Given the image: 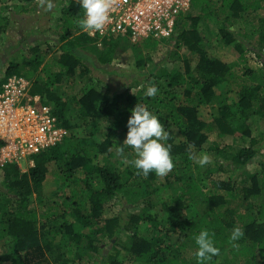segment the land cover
Returning <instances> with one entry per match:
<instances>
[{
	"label": "trees",
	"instance_id": "16d2710c",
	"mask_svg": "<svg viewBox=\"0 0 264 264\" xmlns=\"http://www.w3.org/2000/svg\"><path fill=\"white\" fill-rule=\"evenodd\" d=\"M12 1L0 0V34L9 32L10 37L16 32L23 46L32 33L20 34L16 19L28 17L37 0L10 6ZM214 1L192 0L190 11L178 19L173 45L198 57L196 67L187 64L185 74L162 62L142 73L143 79L125 82L119 93L108 86L100 89L102 81L91 73L96 65L86 53L88 47L104 40L97 64L111 67L120 44L126 49L134 44L130 36L90 37L78 23L84 18L80 0H63L58 8L59 23L53 30L60 42L57 61L37 73L48 51L42 59L34 47L28 75L17 62H8L0 91L12 76L30 81L37 73L30 94L55 109L69 136L37 155L27 172L15 164L0 168V264H197L195 237L205 229L220 250L209 264H264V71L244 67L245 78L229 103L235 66L209 56L200 31L207 19V30L224 46L234 45L243 62L249 53L264 54V16L258 14L264 11V0H219L218 8ZM240 23L247 27L235 32ZM142 42L155 50L161 41ZM136 45V65L143 70L146 58ZM152 85L157 94L145 95ZM72 86L75 94L68 95ZM222 86L224 92L218 94ZM139 103L155 113L169 133L166 143L172 146L174 167L164 176L138 172L130 163L135 159L131 147H124L123 157L116 152L123 145L119 134L127 133L131 110ZM203 106L213 109L212 122L199 115ZM212 133L230 138L232 144L214 143L212 161L201 166L194 153L203 150ZM259 157L258 170L247 175L249 184L231 176L223 179ZM52 172L61 202L47 205L39 219L32 196ZM114 202L125 208L110 214ZM236 227L243 236L232 241Z\"/></svg>",
	"mask_w": 264,
	"mask_h": 264
},
{
	"label": "rangeland",
	"instance_id": "374dc122",
	"mask_svg": "<svg viewBox=\"0 0 264 264\" xmlns=\"http://www.w3.org/2000/svg\"><path fill=\"white\" fill-rule=\"evenodd\" d=\"M22 1L23 0H15L12 1L9 5L12 6L16 2L21 3ZM62 2L63 0H37L33 2L32 5H30L34 8V10L31 11L28 17H24L23 15H21L16 19V21L18 22V29L20 34L29 35L30 33H32V37L28 38L27 40H24V42L28 41L27 44H23V46L15 44L18 38L14 35V33H11L10 37L9 32L5 35L0 34V80L4 78V74L8 67V62L10 60H12L14 63L17 62L21 65L22 73L26 75L31 73L32 66L28 63H33L34 47H38L37 55L42 59L45 57V52L48 51V55L43 59L42 66H40V69H38L37 73H40L44 65L57 61L61 52L59 49L60 42L58 36L53 30L56 29L59 23L58 8H60ZM49 3L53 5L51 9L48 8ZM214 6L215 8L220 7L219 0L214 1ZM258 14L260 17H263L264 11H259ZM194 15L197 14L195 13ZM208 24L209 21L205 19L204 23H202V25L200 26V31H202L205 36L206 40L204 42V46L209 56L225 64L235 66V79L233 78L234 80L230 82V89L227 93L228 102L231 103L235 101L240 83H242L243 79L245 78L242 75L244 67L256 72L257 70L264 71V54L262 53L259 55L258 53H249L247 54V60L243 62L239 52L235 49V46H224V44L220 42V37L212 34L209 29L207 30ZM240 27L247 26L245 24L241 25L240 23L238 25H235L233 27V30L237 32V30L239 31ZM249 28L250 25L248 26V29ZM135 41L136 40L134 39H130V44H134L135 46L137 43L135 48L138 47L141 51V54H143V56L146 58V65L145 69L143 70H139L136 65V57L134 55L135 53L133 52L134 46H131L126 49L124 48V43H121L120 47L116 52L111 67H106L102 66L101 64H97L98 53L104 51L105 49L104 40H98L96 43L88 47L87 52L85 51L90 56V60H92L91 62L96 65L95 68H92L93 72L91 73L94 77L102 81V84L100 86L98 85L100 89H105L108 86L111 88L112 92L116 91L117 93H119V90H124L125 82L129 84L131 80L135 78L143 79L140 76L142 75V73H144L148 69H151L152 67H155L154 65H157L158 63L162 62H165L166 66H168L169 68H176V70H179L183 74L187 72V64L190 63L191 68L193 69L196 67L198 57L185 49L176 48L173 45V40L171 38L167 41H161L157 45L155 50L145 48V44L142 42V40L137 41L136 43ZM12 43L16 45L15 49L9 48V45ZM256 51L259 50L256 49ZM25 61L26 63L24 64ZM88 63L89 62L87 61V64ZM88 65L91 66L90 64ZM52 69L57 71L59 67L55 65ZM37 73L36 76H38ZM36 76L32 77L30 81H36L38 79ZM47 77L48 76L44 78ZM40 80L44 81L43 77L40 78ZM63 84L66 86V83ZM62 87L64 86H61L60 89ZM224 88L225 87L222 86L221 88L216 90V92L218 94H222L224 92ZM75 91L76 87L72 86L67 89L66 93L68 95H74ZM132 92L134 91L132 90L130 93ZM213 113V109L208 106H203L199 109V115L203 120L207 122H212ZM258 127H260V124ZM126 134V132L124 133L122 131L119 134V139L122 144L124 139L126 138ZM82 135H85V133H83ZM214 143H219L220 145H231L232 140L228 137L220 139L216 136L215 133L210 134L208 142L203 146V150H196L194 153L196 163H199V158L204 154L209 155L210 162L212 161L214 154L210 151V149ZM132 151L134 154L133 156H135L136 154L133 149ZM261 160V157H259L256 163H250L245 168H236V171L233 170L230 174L224 175L223 179H228L231 176L234 180L238 182H244L243 180L246 179L245 183L249 184L247 175L252 174L258 170L257 165L261 162ZM20 163L22 167L20 168L21 172H27L30 169L27 168L26 162L24 160L20 161ZM2 179L3 177L2 175H0V185L2 183ZM58 193V181L56 179L55 173L52 172L48 174L47 180L43 184V187L40 189L39 193H35L32 196L33 200L35 201L33 208L37 211L39 219L42 217V214L44 213L47 205H49L51 202H54L55 200L58 204L59 202H61L60 198L57 197ZM124 208L125 207H121L118 202H114V204L110 207V214H117L120 210Z\"/></svg>",
	"mask_w": 264,
	"mask_h": 264
},
{
	"label": "built area",
	"instance_id": "2783aa9c",
	"mask_svg": "<svg viewBox=\"0 0 264 264\" xmlns=\"http://www.w3.org/2000/svg\"><path fill=\"white\" fill-rule=\"evenodd\" d=\"M192 0H111L109 21L102 32L85 31L90 37L105 39L130 36L134 40H169L178 19L191 9ZM31 81L10 77L0 91V168L9 164L27 168L34 158L69 136L59 124L55 109L30 94Z\"/></svg>",
	"mask_w": 264,
	"mask_h": 264
},
{
	"label": "clouds",
	"instance_id": "9594fccd",
	"mask_svg": "<svg viewBox=\"0 0 264 264\" xmlns=\"http://www.w3.org/2000/svg\"><path fill=\"white\" fill-rule=\"evenodd\" d=\"M48 4V8H52ZM80 6L84 10V18L79 20V25L84 31L102 32L106 23L109 21V9L111 0H80ZM158 89L155 85L147 88L145 95L155 96ZM127 134L123 145L116 147V152L124 156V147H131L135 152V159L130 163L143 175L147 176L150 172H155L158 176H164L174 167L171 156V144L169 133L165 130L158 116L149 111L142 104H137L132 110L127 121ZM125 162L128 163L127 159ZM201 166L210 163V156L207 154L199 158ZM243 236V231L236 227L232 230L230 239L237 241ZM198 245L197 264H209L214 256L219 254V248L214 246L212 235L208 230H201L195 237Z\"/></svg>",
	"mask_w": 264,
	"mask_h": 264
},
{
	"label": "crops",
	"instance_id": "0c3cea01",
	"mask_svg": "<svg viewBox=\"0 0 264 264\" xmlns=\"http://www.w3.org/2000/svg\"><path fill=\"white\" fill-rule=\"evenodd\" d=\"M12 33H15V36L17 37V35H19V34H17L16 32H12ZM18 38V37H17ZM11 42V41H10ZM18 39H17V41H16V43L15 44H18Z\"/></svg>",
	"mask_w": 264,
	"mask_h": 264
}]
</instances>
